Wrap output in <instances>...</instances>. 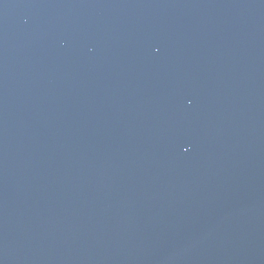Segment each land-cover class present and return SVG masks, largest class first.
<instances>
[{
    "label": "water",
    "instance_id": "1",
    "mask_svg": "<svg viewBox=\"0 0 264 264\" xmlns=\"http://www.w3.org/2000/svg\"><path fill=\"white\" fill-rule=\"evenodd\" d=\"M0 264H264V0H0Z\"/></svg>",
    "mask_w": 264,
    "mask_h": 264
}]
</instances>
